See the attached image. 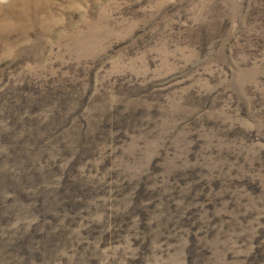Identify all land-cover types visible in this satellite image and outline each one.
I'll use <instances>...</instances> for the list:
<instances>
[{
    "label": "rangeland",
    "instance_id": "rangeland-1",
    "mask_svg": "<svg viewBox=\"0 0 264 264\" xmlns=\"http://www.w3.org/2000/svg\"><path fill=\"white\" fill-rule=\"evenodd\" d=\"M0 264H264V0H0Z\"/></svg>",
    "mask_w": 264,
    "mask_h": 264
}]
</instances>
